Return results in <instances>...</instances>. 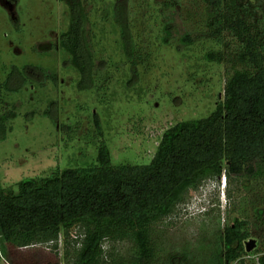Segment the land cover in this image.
I'll return each mask as SVG.
<instances>
[{"label":"rangeland","instance_id":"374dc122","mask_svg":"<svg viewBox=\"0 0 264 264\" xmlns=\"http://www.w3.org/2000/svg\"><path fill=\"white\" fill-rule=\"evenodd\" d=\"M77 1L87 15L85 29L94 55V87L89 90L78 89L79 72L59 45L60 34L69 26L68 0H0V80L14 66L42 67L56 77L41 84L42 75L28 68L34 80L17 92L3 93L0 112H17L0 140L3 187L46 176L57 167L91 165L100 140L106 142L114 164L148 163L168 127L208 116L223 98L226 67L207 61L205 54L231 50L236 40L226 35L224 43H217L209 37L203 0ZM122 23L141 55L134 67L123 53ZM187 33L193 39L190 44L182 41ZM262 206L264 181L258 178L222 175L207 181L189 192L167 222L165 246L184 253L188 260L183 264H207L211 250L221 245L218 235L225 222L238 218L248 221L256 234L250 237L255 246L245 250L244 264H257L264 252L255 208ZM115 246L121 251L126 247ZM10 255L13 263L2 257L0 264H46L54 256L45 245ZM57 260L64 264L62 236Z\"/></svg>","mask_w":264,"mask_h":264},{"label":"trees","instance_id":"16d2710c","mask_svg":"<svg viewBox=\"0 0 264 264\" xmlns=\"http://www.w3.org/2000/svg\"><path fill=\"white\" fill-rule=\"evenodd\" d=\"M203 1L209 37L217 43H224L226 35L236 40L231 50L205 54L207 61L226 67L223 98L214 110L168 127L148 163L114 164L100 140L91 165L57 167L14 187L0 183V259L13 263V250L45 245L54 255L46 264H58L62 236L64 264H183L188 257L165 246V226L189 192L222 175L264 181V0ZM68 6L69 26L59 45L79 72L78 89L89 90L94 87V55L85 29L88 19L79 1L68 0ZM121 40L130 65H138L141 55L123 23ZM182 41L193 39L187 33ZM28 68L42 75L41 84L56 78L42 67L14 66L0 80V102L4 92H17L34 80ZM16 116L14 108L0 112V140ZM93 117L102 137L99 117ZM255 209L264 252V206ZM248 224L238 218L225 222L218 235L221 245L211 250L207 264H244L246 240L256 235ZM116 243L125 249L118 250ZM256 262L264 264V254Z\"/></svg>","mask_w":264,"mask_h":264},{"label":"water","instance_id":"95a60500","mask_svg":"<svg viewBox=\"0 0 264 264\" xmlns=\"http://www.w3.org/2000/svg\"><path fill=\"white\" fill-rule=\"evenodd\" d=\"M255 246V240L250 239L249 241L246 242L245 244V250L246 251H251Z\"/></svg>","mask_w":264,"mask_h":264}]
</instances>
